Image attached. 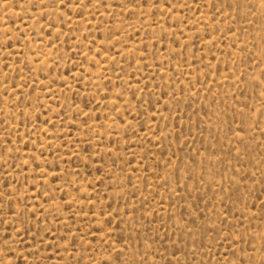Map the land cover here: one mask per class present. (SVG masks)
I'll return each instance as SVG.
<instances>
[{"label": "rangeland", "instance_id": "rangeland-1", "mask_svg": "<svg viewBox=\"0 0 264 264\" xmlns=\"http://www.w3.org/2000/svg\"><path fill=\"white\" fill-rule=\"evenodd\" d=\"M0 264H264V0H0Z\"/></svg>", "mask_w": 264, "mask_h": 264}]
</instances>
